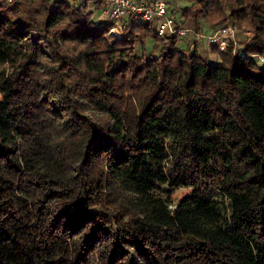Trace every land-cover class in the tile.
<instances>
[{
  "label": "trees",
  "instance_id": "1",
  "mask_svg": "<svg viewBox=\"0 0 264 264\" xmlns=\"http://www.w3.org/2000/svg\"><path fill=\"white\" fill-rule=\"evenodd\" d=\"M95 3L0 0V264H264V0L213 62Z\"/></svg>",
  "mask_w": 264,
  "mask_h": 264
},
{
  "label": "built area",
  "instance_id": "2",
  "mask_svg": "<svg viewBox=\"0 0 264 264\" xmlns=\"http://www.w3.org/2000/svg\"><path fill=\"white\" fill-rule=\"evenodd\" d=\"M10 1V0H7ZM77 1V0H69ZM95 8L100 10V18L96 20L109 19L113 23L110 29L115 35H119L124 26L126 18L133 20L141 19L154 23V31L157 36L164 37L174 35L182 38L188 35L192 40L206 39L210 47L218 51H225L227 45L231 44V51L235 48L236 27L227 24L213 28L205 33H196L190 27L180 26L169 12L167 3L164 0H95ZM194 46V42L191 47ZM192 49H189V51ZM194 50V49H193ZM257 61L264 63L262 54L256 55Z\"/></svg>",
  "mask_w": 264,
  "mask_h": 264
},
{
  "label": "rangeland",
  "instance_id": "3",
  "mask_svg": "<svg viewBox=\"0 0 264 264\" xmlns=\"http://www.w3.org/2000/svg\"><path fill=\"white\" fill-rule=\"evenodd\" d=\"M194 1L195 0H164V2L167 3V8H168L169 12L172 14V16L174 17V19L177 22H179L182 19V17H181L182 7L185 5L191 4V7L194 8L197 6V4L193 5ZM89 9L93 11L92 18H94V19L100 18V10L96 9L93 4L89 6ZM218 19H219L218 15L215 12L211 11L206 16L200 15L197 18V21L199 22L198 23L199 27L197 29H195L193 26L188 25L186 23L183 26L184 27H190L196 33H205V32L211 31L213 28L218 27V26L233 24L236 27L235 48L239 45V42H241L242 39H245L247 36H250L249 34L251 33V24L248 21L237 25L230 18L227 19L226 22H224V24L219 22ZM153 42H154L153 39L149 38L146 40L144 45H138L135 49L136 54H141V51H143L144 54L155 53L156 48L154 47ZM193 42H194V46L191 47V44ZM200 44L207 46L208 42L204 38H202V39L199 38L196 41H194L188 35H186V36L182 37L181 39L179 38V40L177 41V48L180 51L187 52V51H189V49L193 50L195 48H199L198 46H200ZM208 49L211 50L212 52L214 51L213 48L210 46L208 47ZM198 51L199 52L205 51V48H203V49L199 48ZM187 191H188V188L187 189L178 188L173 192V198L176 199Z\"/></svg>",
  "mask_w": 264,
  "mask_h": 264
},
{
  "label": "crops",
  "instance_id": "4",
  "mask_svg": "<svg viewBox=\"0 0 264 264\" xmlns=\"http://www.w3.org/2000/svg\"><path fill=\"white\" fill-rule=\"evenodd\" d=\"M104 20H106V19H104ZM209 46L208 45L204 46L203 44H200V46H198V47L202 48V49L205 48V51H200V53L202 52L206 56L208 61L213 62V61L218 59V53L215 51L212 52L211 50H209L208 49ZM199 48H195L197 52H199L198 51Z\"/></svg>",
  "mask_w": 264,
  "mask_h": 264
}]
</instances>
